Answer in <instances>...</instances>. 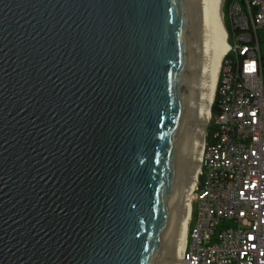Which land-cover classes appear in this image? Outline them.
I'll return each instance as SVG.
<instances>
[{"label":"water","instance_id":"water-1","mask_svg":"<svg viewBox=\"0 0 264 264\" xmlns=\"http://www.w3.org/2000/svg\"><path fill=\"white\" fill-rule=\"evenodd\" d=\"M192 9L0 0V264L169 263L194 117Z\"/></svg>","mask_w":264,"mask_h":264},{"label":"built area","instance_id":"built-area-1","mask_svg":"<svg viewBox=\"0 0 264 264\" xmlns=\"http://www.w3.org/2000/svg\"><path fill=\"white\" fill-rule=\"evenodd\" d=\"M227 16L217 146L205 149L203 138L195 177L202 189L188 202L180 264H264V0H234Z\"/></svg>","mask_w":264,"mask_h":264},{"label":"bare ground","instance_id":"bare-ground-1","mask_svg":"<svg viewBox=\"0 0 264 264\" xmlns=\"http://www.w3.org/2000/svg\"><path fill=\"white\" fill-rule=\"evenodd\" d=\"M222 1L193 0L195 48L191 85L193 86L194 117L188 140L187 178L175 227L172 230L168 264H180V253L187 224L188 202L196 201L199 189H202V181H195L203 141L202 123L207 119L209 106L213 103L214 96L217 95L215 102L217 109L221 105V99H225V92H220V86H225L226 69H218L226 50L225 32L219 19ZM217 70L218 77H216ZM216 117H219V109ZM216 146L217 137H214L211 144L205 143V149H214Z\"/></svg>","mask_w":264,"mask_h":264},{"label":"trees","instance_id":"trees-1","mask_svg":"<svg viewBox=\"0 0 264 264\" xmlns=\"http://www.w3.org/2000/svg\"><path fill=\"white\" fill-rule=\"evenodd\" d=\"M232 1L234 0H225L222 5V24H223L225 32L227 33L228 40L230 39L232 28L229 25L227 12H228V6ZM236 1L240 2L241 0H236ZM261 34L262 33H259V35ZM259 49H260V55H261V72H262V77L264 80V42H262L261 40H259ZM216 98H217V95L216 97L214 96L213 103L211 104L209 108L210 119L208 120L205 126V130H204V142L206 144H211L214 141L213 134L216 131L215 117L218 114V109H217V106L215 105Z\"/></svg>","mask_w":264,"mask_h":264},{"label":"rangeland","instance_id":"rangeland-1","mask_svg":"<svg viewBox=\"0 0 264 264\" xmlns=\"http://www.w3.org/2000/svg\"><path fill=\"white\" fill-rule=\"evenodd\" d=\"M225 0H223V3H224ZM223 5V4H222ZM203 138H204V135H203Z\"/></svg>","mask_w":264,"mask_h":264}]
</instances>
